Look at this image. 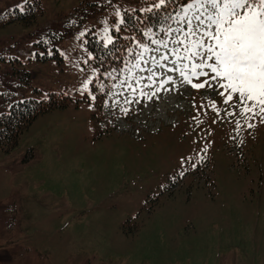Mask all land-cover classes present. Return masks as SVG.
Returning a JSON list of instances; mask_svg holds the SVG:
<instances>
[{
    "label": "rangeland",
    "instance_id": "rangeland-1",
    "mask_svg": "<svg viewBox=\"0 0 264 264\" xmlns=\"http://www.w3.org/2000/svg\"><path fill=\"white\" fill-rule=\"evenodd\" d=\"M35 1L28 22L13 14ZM152 1L0 0V113L68 97L0 149V264H264V114L193 75L208 6L182 7L127 74L90 87L88 37L107 45Z\"/></svg>",
    "mask_w": 264,
    "mask_h": 264
},
{
    "label": "snow or ice",
    "instance_id": "snow-or-ice-1",
    "mask_svg": "<svg viewBox=\"0 0 264 264\" xmlns=\"http://www.w3.org/2000/svg\"><path fill=\"white\" fill-rule=\"evenodd\" d=\"M205 5L207 24L199 16L195 19L205 29L203 36L212 43L206 47L207 55L192 53L202 56V62L192 66L193 75H197V68H208L211 79L222 81L219 88L225 91L219 94L225 97V103L235 94L242 105V114L257 108L259 114H264V0H199V6ZM198 46L204 48L205 44L200 41ZM205 83L192 87L204 88ZM261 119L264 122V115Z\"/></svg>",
    "mask_w": 264,
    "mask_h": 264
},
{
    "label": "trees",
    "instance_id": "trees-1",
    "mask_svg": "<svg viewBox=\"0 0 264 264\" xmlns=\"http://www.w3.org/2000/svg\"><path fill=\"white\" fill-rule=\"evenodd\" d=\"M149 10L124 11L121 21L115 30H112L110 43L104 45L95 37H88L87 49L91 54V64L96 71L94 81L105 82L101 74L114 71L116 75L127 71L133 62L139 45H148L142 31L156 33L160 28L174 23V17L180 8L192 0H158ZM27 10L19 13L13 11L16 18L28 22L34 17L39 2L27 3ZM13 21V20H11ZM67 98L62 94H49L47 99H27L10 106L8 112L0 113V149L8 150L17 144L19 136L26 131L35 119L53 109H62L67 106Z\"/></svg>",
    "mask_w": 264,
    "mask_h": 264
}]
</instances>
